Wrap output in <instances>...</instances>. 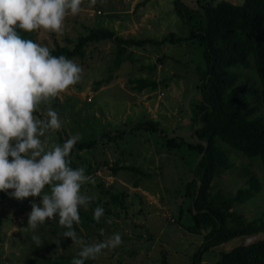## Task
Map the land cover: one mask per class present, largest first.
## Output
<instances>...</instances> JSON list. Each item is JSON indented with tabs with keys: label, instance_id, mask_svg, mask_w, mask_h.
Returning a JSON list of instances; mask_svg holds the SVG:
<instances>
[{
	"label": "rangeland",
	"instance_id": "obj_1",
	"mask_svg": "<svg viewBox=\"0 0 264 264\" xmlns=\"http://www.w3.org/2000/svg\"><path fill=\"white\" fill-rule=\"evenodd\" d=\"M181 1L188 6H197L196 0ZM210 1L215 3L219 0ZM227 1L234 4L242 2V0ZM143 13L145 15H141ZM140 17L149 20L142 21ZM139 20L143 22L142 26H147V23L149 26L140 27L134 34L135 38L161 39L173 33L183 40L174 43H149L143 48L133 47L137 53H133L132 56L138 58L137 62L131 57L122 61L117 69L112 65L115 49L112 41L103 44L97 42L95 46L89 45L82 57L71 59L83 69L81 80L61 93L56 103H52V99L48 105L41 104L35 115L37 118L46 119L47 107H51L59 113L63 122L61 129L46 132L45 136L41 137L46 141L48 148L56 143L62 145L77 133L82 136L79 142H88L97 139L98 132H103L100 141L98 140L94 147L82 150L74 147L69 156L72 168L83 167L86 175L95 179L94 184L82 185L81 193L92 197V200L105 202V205L101 206L104 214L100 218V225L93 230L91 237H88L83 229L77 232V235L87 243L102 241L114 233H119L122 238V243L118 247L104 249L97 258L89 259L90 264H163V257L167 264H190L202 243L203 234L191 233L185 229L184 225L192 223V220L187 210L190 200L184 196V191L186 182L193 175L199 155L183 145L161 156V159L155 163L158 166L151 168V162L139 163V157L131 152L128 153L131 156L130 162L140 165L143 173L121 170L117 176L112 173L109 166L111 162L107 160V156L112 155V152H106L104 131L111 133L114 130H124L137 120L149 119L151 112L155 110L157 88H147L142 93L132 90L127 93L119 87V84H115L97 92L90 103L85 101L81 103L69 92L74 90L82 93L86 88L94 93L97 89L94 82L114 72L115 74L120 72V76L129 78L131 76L143 78L144 75L151 78L155 75L154 69L152 71L151 68L152 64L161 65L163 72H166L164 76L171 84L169 88H163L165 95L157 101L162 102L159 103L157 117L165 128H169L170 117L175 115L173 111L176 112L178 109V117H173L171 125L180 133L178 138L194 142L196 140L195 135L192 134L195 129L194 123L199 126V122L193 121L192 108L197 101V85L200 82V71L205 68V62L202 47L197 41L186 37L191 23L177 14L173 0H101L95 6H90L89 1L83 0L81 11L77 15L73 16L69 13L66 16L63 34L47 32L43 29L34 31V34L37 43L47 47H53L55 40L71 47L88 27L109 25L106 27L115 26L122 31L130 27L134 28L133 21ZM139 25L140 23L137 27ZM139 65H145L147 68L139 69ZM167 67L172 70L173 75H166L170 72ZM246 69L248 70H244L240 65L231 67V70L239 75L240 82H247L259 88V80L254 69L252 67ZM126 87L130 88V84L127 83ZM88 98L89 96L86 97L87 101ZM94 103L97 105L93 106ZM259 103L261 102L257 96H254L251 100L249 98L244 107ZM165 105L173 114H168L162 119ZM262 108L263 111L258 110L256 113L264 114L263 105ZM94 109L100 113L99 119L94 116ZM122 115L124 118H121ZM122 119L127 126L121 122ZM154 132L149 130L148 134L151 138H154ZM140 136L142 140L150 142L147 132L143 129L137 131L135 129L117 142L119 144L122 142V147L134 143V147L132 145L131 148L137 150L136 144L139 143L137 141ZM146 144L150 151L149 143ZM155 146L159 151L166 150L160 144V140L155 142ZM224 148L227 149L226 146ZM229 150L233 166L220 177L214 178L211 192L219 191L224 197L234 195L238 188L247 186L251 174L255 175L260 182V190L244 202L236 204L234 209L241 212L247 220L264 219V167L260 163V158H247L237 154L235 150ZM126 155L127 153L123 157ZM106 161L107 164H104L103 162ZM116 165L117 163H113L112 167ZM113 175L117 178H112ZM134 182L138 187H134L136 185ZM12 191L11 189L7 192L0 191V264H38L45 256L51 254L77 255L81 245L73 242L69 237H63L47 222L50 219H46L35 231L27 226L31 203L39 205L41 197L30 196L17 200L11 195ZM180 210L183 212L181 220L178 219ZM101 230L104 235H101ZM33 235L41 237L43 241L41 246L37 247L34 244ZM261 238H264V231L253 236L230 239L204 252L203 264H213L222 250ZM57 241L59 244L56 243Z\"/></svg>",
	"mask_w": 264,
	"mask_h": 264
},
{
	"label": "trees",
	"instance_id": "obj_2",
	"mask_svg": "<svg viewBox=\"0 0 264 264\" xmlns=\"http://www.w3.org/2000/svg\"><path fill=\"white\" fill-rule=\"evenodd\" d=\"M173 3L177 14L191 23L186 37L197 41L202 47L205 62L197 85V101L192 108L193 121L199 122L194 132L196 140L191 142L181 137L165 139L168 150L186 145L200 156L194 165L192 177L186 182L184 196L190 200L187 210L192 223L184 226L191 233L203 234L202 243L190 262L203 264L202 254L209 249L235 237L253 236L264 231V219L247 220L241 212L234 209L236 204L244 202L260 190L261 185L255 175L251 174L247 186L238 188L234 195L224 197L219 191L211 192L214 178L220 177L233 166L229 149L247 158L259 157L264 167V114L256 113L258 110L263 111L262 105L264 107V0H242L240 4L227 0L215 3L210 0H196V7L185 5L181 0H173ZM18 31L22 37L37 42L34 31ZM102 40L115 44L112 65L117 69L122 61L133 58V53L127 52L129 46L174 43L182 41L183 38L176 37L173 33L161 39L124 38L112 28L98 26L88 27L71 47L56 40L53 47H48L53 55L72 59L82 57L89 45ZM237 65L244 70L252 67L260 87L240 82L239 75L231 70V67ZM108 79L104 78L95 83L99 86ZM130 84L136 91L156 88V82L147 78H135ZM254 96L261 103L244 107L249 98L251 100ZM140 128L158 130L157 123L152 120L132 127ZM95 143L96 140L78 142L74 147L80 150L89 149ZM118 169L143 173L129 165L115 166L113 171ZM98 205H105V202L92 200L89 208L81 206L80 223L73 225L76 232L83 229L91 237L93 230L100 225V222L93 219L94 209ZM181 212L180 210L178 217L180 220L183 216ZM58 221V216L47 220L63 234L67 229L60 226ZM75 256L77 255L51 254L38 264H71ZM164 258L162 263L167 264ZM90 263V260L85 261V264ZM213 264H264V238L250 243H239L220 251Z\"/></svg>",
	"mask_w": 264,
	"mask_h": 264
},
{
	"label": "clouds",
	"instance_id": "obj_3",
	"mask_svg": "<svg viewBox=\"0 0 264 264\" xmlns=\"http://www.w3.org/2000/svg\"><path fill=\"white\" fill-rule=\"evenodd\" d=\"M96 3L89 0L90 6ZM82 4L83 0H0V191L13 190L11 195L17 200L41 197L39 205L31 203L27 226L35 231L46 219L58 216L59 225L67 229L62 236L81 245L71 264L97 258L104 249L118 247L122 238L114 233L87 243L77 235L73 225L80 223V208L87 209L92 200L81 193V187L95 183L83 167L70 166L69 156L82 136L77 133L62 145L48 148L41 137L61 129L63 122L51 107H47L46 119L35 115L41 104H50L78 83L83 69L63 55H53L49 47L22 37L18 30L63 34L66 16L77 15ZM103 214L98 205L93 219L99 222ZM32 240L37 247L43 243L38 235Z\"/></svg>",
	"mask_w": 264,
	"mask_h": 264
},
{
	"label": "crops",
	"instance_id": "obj_4",
	"mask_svg": "<svg viewBox=\"0 0 264 264\" xmlns=\"http://www.w3.org/2000/svg\"><path fill=\"white\" fill-rule=\"evenodd\" d=\"M141 15H145V13H143V14H141ZM140 19H143L142 21H147V20H149V19H146V18H142V17H140ZM146 19V20H145ZM142 21H138V22H134L133 21V24H134V28L133 27H130L129 29H125V30H122V31H120V30H118V27L116 28L115 26H113L112 28L119 34V35H122L124 38H135L134 37V34L137 32V31H139V28L140 27H147V26H149L148 25V23H147V26H142V24H143V22ZM140 23V25L137 27V25ZM102 26H104V27H106V26H109V25H102ZM119 27H120V25H119ZM137 27V28H136ZM121 28V27H120ZM136 28V29H135ZM142 29V28H141ZM129 33V34H128ZM140 38H149V37H140ZM107 42H110L109 40L108 41H106V40H102V41H100L99 43H101V44H103V43H107ZM93 46H95V44H93ZM133 47H136V48H143V46H135V45H132V46H129L128 48H127V52H132V53H135V49L133 48ZM137 53V52H136ZM135 53V54H136ZM138 54H141V52H138ZM164 55H165V57H167V55H166V53H164ZM134 58V60L137 62V60H138V58H136V57H133ZM139 67V69H143V68H147L145 65H139L138 66ZM169 67V66H168ZM167 67V68H168ZM151 68H152V71H153V69H154V73H155V75H153V77H146L145 75H144V77L143 78H147V79H150V80H153V81H155L156 82V91H157V101L158 100H161V98H162V96H164L165 95V92H164V87H166V88H169L170 87V84H169V80H168V78L167 77H165L164 75H165V73L166 72H163V69H162V67H161V65H156V66H153V64H152V66H151ZM169 69V68H168ZM169 71L170 72H167V74L166 75H173V72H172V70L171 69H169ZM111 77H109V76H105V77H102V79H104V78H109L107 81H105V82H103L101 85H96V81H98V80H102L101 78L100 79H97L95 82H94V84H95V86H96V90H95V92L94 93H91L90 92V90L89 89H83L84 91H82V93H77V92H75L74 90H70V94H73V95H75L76 97H77V99L78 100H80L81 101V103H82V101H85V102H87V103H90V102H92L93 101V99H94V95L97 93V92H99L101 89H103V88H105V87H109V86H111V85H115V84H119V87L120 88H122V89H124L127 93L128 92H130L131 90L132 91H136L135 89H133L132 88V85L130 84L131 83V80H134L135 78L134 77H127V76H120V72L118 73V74H115V72L112 74V75H110ZM127 83H129L130 84V88H127L126 87V85H127ZM147 89V88H146ZM148 89H150V88H148ZM145 89H143L142 91H136V92H138V93H142L143 91H144ZM131 91V92H132ZM86 92H89V93H87L86 94ZM87 96H89V101H87V99H86V97ZM60 98L58 97V98H54L53 99V101H52V103H56L57 102V100H59ZM156 101V103H155V110L153 111V112H151V114H150V116H149V119H143V120H137L136 121V123H133V125L131 126V127H127V129H124V130H114V131H112L111 133H109V132H106V131H104V133H105V135H106V138H105V149H106V152L107 151H111L112 152V155H110V156H107L108 155V153H107V160H109L111 163H112V165H111V163L109 164V166H111L110 167V169H111V171H112V173L113 174H115L116 176L117 175H119V172L122 170V171H125V170H123V169H118L117 171H113V168L115 167H112L113 166V163H117V165L116 166H124V165H129V166H134V167H136L137 169H139V170H141L142 172H143V170L140 168V165L138 166V165H135V164H133L132 162H130V157L131 156H129L128 155V153H131V152H134L135 153V155L134 156H136V157H139V159H140V162L139 163H142L143 161H148V162H151L150 163V166H151V168H152V166H154V167H157L158 165L157 164H155V163H157V160H160L161 159V156H164V155H166V153H169V152H171L172 150H174V149H172V150H168L167 148H166V146H165V139L167 138V137H176V138H178V135H180V133H178V131H175V129H174V127H172V125H171V122L173 121V117H178V109H176V112H174L173 111V113L175 114V115H173V116H171L170 117V120H169V128H165L164 126H163V123L161 122V120L157 117V110L159 109V103H162V102H157ZM81 103H79V104H81ZM97 104L96 103H94V105L93 106H96ZM173 113H170V111H169V107L167 106V105H165V112H164V114L162 115V119L163 118H165V117H167L168 116V114H170V115H172ZM94 116L96 117V118H100V113L96 110V109H94ZM102 116V115H101ZM121 118H124V115H122V117ZM146 120H152V121H154V122H156L157 123V126H158V130H156L154 133L155 134H153L154 135V138H151L150 136H149V134H148V132H149V130H147V129H143V128H140V129H143V130H145L146 132H147V135H148V137L150 138V142H148V141H145V139L144 140H142V137L140 136L139 137V141H137V142H139V143H137L136 144V146L138 147L137 148V150H133L131 147H132V145L134 144H132L131 146H124V147H122V142H120V144L117 142V141H120V139H122V138H125V136H126V134H129L130 132H132L133 130H135V129H132V127L133 126H135L136 124H138V123H141V122H144V121H146ZM121 122L123 123V124H125L126 125V122H124L123 121V119L121 120ZM127 126V125H126ZM194 126H195V129L193 130V133L192 134H194V132H195V130L197 129V125H196V123H194ZM137 130H139V129H136V131ZM151 131V130H150ZM102 134H103V132L101 133V132H98V134H97V139H91V140H96V143H95V145L97 144V142H98V140L100 141V139H101V137H102ZM156 136H157V138H156ZM159 140H160V144L164 147V149H166V150H163V151H159L158 150V148L155 146V142L156 141H158L159 142ZM146 142L147 143H149V145H150V148H151V150L149 151V148H148V146H147V144H146ZM94 145V146H95ZM143 145L145 146V147H143ZM93 146V147H94ZM133 147H134V145H133ZM140 148H142L143 149V151H141L140 152ZM127 151V152H126ZM127 153V155H126V157H123V155H125ZM137 154V155H136ZM152 156H154L153 158H152ZM115 157V158H114ZM150 158V159H149ZM107 162L108 161H106V162H103L104 164L106 163L107 164ZM115 175H113V176H111L112 178H117ZM121 183H124V182H121ZM134 184H136V185H134V187H138V185H137V183H135L134 182Z\"/></svg>",
	"mask_w": 264,
	"mask_h": 264
},
{
	"label": "built area",
	"instance_id": "obj_5",
	"mask_svg": "<svg viewBox=\"0 0 264 264\" xmlns=\"http://www.w3.org/2000/svg\"><path fill=\"white\" fill-rule=\"evenodd\" d=\"M90 98H88V100H89Z\"/></svg>",
	"mask_w": 264,
	"mask_h": 264
},
{
	"label": "water",
	"instance_id": "obj_6",
	"mask_svg": "<svg viewBox=\"0 0 264 264\" xmlns=\"http://www.w3.org/2000/svg\"><path fill=\"white\" fill-rule=\"evenodd\" d=\"M200 157V156H199Z\"/></svg>",
	"mask_w": 264,
	"mask_h": 264
}]
</instances>
